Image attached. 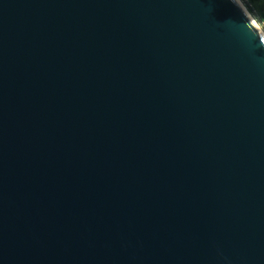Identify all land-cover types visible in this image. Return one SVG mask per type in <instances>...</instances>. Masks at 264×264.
Here are the masks:
<instances>
[{
	"label": "water",
	"instance_id": "95a60500",
	"mask_svg": "<svg viewBox=\"0 0 264 264\" xmlns=\"http://www.w3.org/2000/svg\"><path fill=\"white\" fill-rule=\"evenodd\" d=\"M0 264H264L236 0H0Z\"/></svg>",
	"mask_w": 264,
	"mask_h": 264
},
{
	"label": "rangeland",
	"instance_id": "374dc122",
	"mask_svg": "<svg viewBox=\"0 0 264 264\" xmlns=\"http://www.w3.org/2000/svg\"><path fill=\"white\" fill-rule=\"evenodd\" d=\"M264 32V0H240Z\"/></svg>",
	"mask_w": 264,
	"mask_h": 264
},
{
	"label": "bare ground",
	"instance_id": "6f19581e",
	"mask_svg": "<svg viewBox=\"0 0 264 264\" xmlns=\"http://www.w3.org/2000/svg\"><path fill=\"white\" fill-rule=\"evenodd\" d=\"M239 5L241 6V8L244 10V12L247 14V16L249 17V19L252 21V23L255 25V27L258 29V31L260 32V34L264 37V32L263 30L258 26V24L256 23V21L253 19V17L248 13V11L246 10V8L244 7V5L242 4V2L240 0H236Z\"/></svg>",
	"mask_w": 264,
	"mask_h": 264
}]
</instances>
